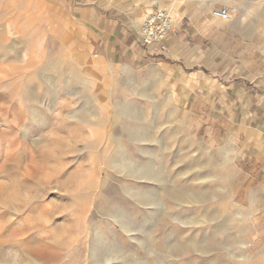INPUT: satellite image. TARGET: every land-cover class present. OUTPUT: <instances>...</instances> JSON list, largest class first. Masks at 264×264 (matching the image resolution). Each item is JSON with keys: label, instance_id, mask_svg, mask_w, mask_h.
<instances>
[{"label": "rangeland", "instance_id": "1", "mask_svg": "<svg viewBox=\"0 0 264 264\" xmlns=\"http://www.w3.org/2000/svg\"><path fill=\"white\" fill-rule=\"evenodd\" d=\"M90 2L142 19L228 7L217 60L264 59V0H0V264H264L242 141L184 106L174 65L94 50Z\"/></svg>", "mask_w": 264, "mask_h": 264}, {"label": "crops", "instance_id": "2", "mask_svg": "<svg viewBox=\"0 0 264 264\" xmlns=\"http://www.w3.org/2000/svg\"><path fill=\"white\" fill-rule=\"evenodd\" d=\"M164 7L174 32L160 45L143 46L138 33L144 10L130 15L88 3L81 15L90 46L118 62L174 65L186 79L184 106L217 117L227 126L230 137L242 141V157L264 198V59L238 62L220 52L223 57L217 60L220 50L215 41L220 26L212 20L216 19L212 11L208 13L211 20H190L188 14L179 19L173 7Z\"/></svg>", "mask_w": 264, "mask_h": 264}, {"label": "built area", "instance_id": "3", "mask_svg": "<svg viewBox=\"0 0 264 264\" xmlns=\"http://www.w3.org/2000/svg\"><path fill=\"white\" fill-rule=\"evenodd\" d=\"M233 10L222 7L213 12L214 17L221 21L230 20ZM175 30L173 22L166 10L154 7L143 18L139 28L138 39L143 46L160 45V43ZM163 48V47H162Z\"/></svg>", "mask_w": 264, "mask_h": 264}, {"label": "bare ground", "instance_id": "4", "mask_svg": "<svg viewBox=\"0 0 264 264\" xmlns=\"http://www.w3.org/2000/svg\"><path fill=\"white\" fill-rule=\"evenodd\" d=\"M169 15V14H168ZM212 15L214 16V14H213V12H212ZM170 17V16H169ZM171 18V17H170ZM172 20V19H171ZM142 23V22H141ZM182 197H184V198H189L190 200H194L195 198H197V196H195V195H192V194H188V195H185V194H182L181 195Z\"/></svg>", "mask_w": 264, "mask_h": 264}]
</instances>
